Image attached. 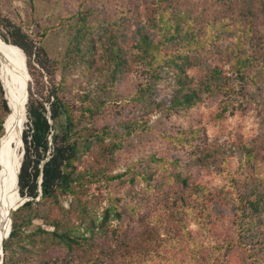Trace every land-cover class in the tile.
<instances>
[{
	"label": "trees",
	"instance_id": "1",
	"mask_svg": "<svg viewBox=\"0 0 264 264\" xmlns=\"http://www.w3.org/2000/svg\"><path fill=\"white\" fill-rule=\"evenodd\" d=\"M179 1L144 0L141 5L151 7V15L133 21L128 38L132 50L128 56L124 54L123 44L127 27L123 24L119 29L116 22L104 24L96 38L90 32L93 25L86 20L85 13L74 35L73 47L78 54L87 52L89 57L102 61L103 66L113 63V74L145 65L148 79L166 78L170 98L163 107L169 111L188 110L204 94H220L225 89L243 90L258 77V68L264 73V60L261 54H257L255 38L258 35L261 39L264 34L258 14V11L264 13V1L213 0L216 3L213 7L211 1L189 0L190 4L196 5L195 9L182 8ZM229 7L233 14L226 15ZM235 10L236 15L232 16ZM204 12L208 18L203 23ZM0 24L6 27L10 37L8 39L1 33L3 39L19 46L28 58L31 57L33 40L1 13ZM114 27L118 29L116 34ZM223 31L233 34V42L225 48L227 51L231 49L227 68L208 65L201 52L192 55L195 48L216 47L212 37ZM121 35L123 38L119 39ZM99 42L104 48L99 49ZM169 43H175L177 48L167 50L165 46ZM35 53L41 67L47 69L49 58L43 47L37 46ZM37 75L42 77L39 70ZM38 82L42 88L38 95L35 96L28 85L27 102L26 97L24 100L27 128L22 131L24 154L18 185L20 195L27 196L28 200L10 211L11 229L3 240L1 264H9L12 259L16 239L17 264H185L186 260L175 259L166 254L168 251L162 252V246H172L179 237L176 229L175 233L169 232L166 239H161L160 222L149 227L141 212L142 202L156 189L162 190L164 183L170 184V177H173V186L170 185L177 194L167 196L168 206L176 208L174 214L184 236L190 235L185 227L186 217L193 220L197 229L208 232H219L227 225L232 228L231 233L224 230L218 240L214 239L207 257H201L197 249L192 264H231L228 255L235 249L244 256L243 264H264V139L235 142L234 146L241 153L236 158L238 166L235 169L231 168L230 156L221 149V144L204 139L194 146L190 157L198 167L196 175L186 164L178 166L173 162L178 170L170 171L166 180H154L152 171L139 170L130 176L125 195L97 192L91 188L93 181L101 175L112 180L120 178L121 174H105L106 166H101L102 161L96 164L82 161L84 151L97 137H85L84 130L78 126L85 111H91V108L85 106L84 112L77 115L58 85L52 83L46 94L43 79ZM145 86L149 84L145 83ZM239 94L241 100H245V94ZM0 95L3 111L0 116L1 136L9 112L1 78ZM232 107L231 99L223 100V110ZM86 125L89 126L87 122ZM108 150L103 152L104 159ZM211 165L223 168L226 180L222 184L201 174ZM137 183L142 184V195L133 189ZM127 195L130 201L128 198L124 200ZM134 217L137 221L132 225L130 221ZM34 218H40L41 223L24 234L25 240L31 244H43L47 250H36V260L21 257L29 247L20 242L24 228ZM170 233H174L173 236Z\"/></svg>",
	"mask_w": 264,
	"mask_h": 264
},
{
	"label": "rangeland",
	"instance_id": "2",
	"mask_svg": "<svg viewBox=\"0 0 264 264\" xmlns=\"http://www.w3.org/2000/svg\"><path fill=\"white\" fill-rule=\"evenodd\" d=\"M207 1H211L213 7L216 6L213 0ZM260 1L264 0H257ZM143 2L144 0H0L1 16L8 18L15 26H19L34 42L31 57L25 55L28 85L35 96L38 95L39 89H42L37 81L43 79L42 84L45 86L43 92L47 94L51 90L52 83L58 85L68 99L72 111L77 115L79 112H84L85 106L91 108V111H85L84 118L78 126L81 131L84 130L85 137L93 138L94 135L97 137L93 140V145L84 151L82 161L94 164L102 161L101 166H106L105 174H121L120 178L112 180H107L101 175V178L91 184V188L97 192L109 191L113 194L125 195L128 192L130 176L139 170L152 171L154 180H166L170 171L178 170L173 162H177L178 166L186 164L196 175L198 167L190 157L194 152V146L204 139L221 144V149L230 156L228 157L231 168L235 169L238 166L236 158L241 155L240 150L234 146L235 142L239 139L248 142L264 139V73L260 72V68L257 69L258 77L250 81L243 90L225 89L220 94L209 96L204 94V97L188 110L169 111L163 107L164 103L168 104L170 98L166 88L168 81L166 78L148 79L145 65L136 70H118L113 74L112 62L109 66H103L102 61L89 57L87 52L83 55L76 53L73 47L74 35L85 13L86 20L91 26L93 25L90 32H93L96 38L104 24L106 26L116 22L119 29L124 24L127 27L123 43L124 54L128 56L132 50L128 38L133 21L144 20L151 15V7L141 5ZM189 2V0H180L179 6L195 9L196 5ZM198 5H201V2ZM231 9L229 7L226 10V15L233 14ZM236 11L232 16L236 15ZM258 14L259 22L264 28V13L258 11ZM205 18H208V15L204 12L201 18L203 23ZM6 30V27L0 24V34L4 33L9 39ZM117 30L113 28L115 34ZM258 37L255 36L257 54H261V59L264 60V34L261 39ZM1 38L3 39L2 36ZM122 38V35L119 36V39ZM209 39L211 37H208ZM212 39L216 47L195 48L192 50V55L201 52L205 54L202 59L208 65L217 64L227 68V58L231 54V49L227 51L225 48L228 43L233 42V34L223 31ZM98 45L99 49L104 48L103 43L99 42ZM37 46H42L48 55L47 69L42 68L36 59ZM165 47L167 50L177 48L175 43H169ZM203 66L204 64L201 68ZM38 70L42 77L37 75ZM47 72L52 74L51 77ZM162 74L164 76V71ZM145 83L149 86H145ZM238 92L245 94V100H241ZM226 98L231 99L234 107L223 110V100ZM2 114L0 101V116ZM25 123L23 130L27 128ZM113 143L115 145L112 147H105ZM105 149H109L106 151V159L103 153ZM222 169L219 165H211L201 174L207 175L217 184H222L226 180ZM120 179L123 181H119ZM169 180L173 186V177ZM170 184L164 183L162 190L156 189L152 192V195L142 202L141 212L149 227L157 221L160 222L158 230L161 239H166V234L175 233L176 229L179 237L173 241L172 246H162V252L168 251L167 255L186 260L185 264H192L197 257V249L201 257H207L214 239L219 235L222 236L224 230L228 234L231 233L232 228L227 225V228L223 226L219 232H208L206 229H197L193 220L190 221L189 217H186L188 221L185 227L190 235L184 236L178 217L174 214L176 208L168 206L167 196L177 194ZM141 187L142 184L137 183L133 189L142 195ZM126 198L130 201L129 195L124 200ZM135 221L137 218L134 217L130 223L134 225ZM40 223V218H34L24 228L20 242L29 248L21 254V257L28 256L36 260L38 256L36 250L47 251L43 248V244L39 245L37 242L31 244L25 240L24 234L32 231ZM174 233H170V236ZM13 250L14 255L9 264H17V239ZM2 255L3 253H0V256ZM243 257L241 252L235 249L228 255V260L231 264H243ZM2 261L3 256L0 264Z\"/></svg>",
	"mask_w": 264,
	"mask_h": 264
},
{
	"label": "bare ground",
	"instance_id": "3",
	"mask_svg": "<svg viewBox=\"0 0 264 264\" xmlns=\"http://www.w3.org/2000/svg\"><path fill=\"white\" fill-rule=\"evenodd\" d=\"M25 53L17 45L0 36V78L9 106L4 123V136L0 139V253L9 229L10 211L20 200L17 172L21 160V137L26 121L24 100L27 86ZM5 117V118H6Z\"/></svg>",
	"mask_w": 264,
	"mask_h": 264
},
{
	"label": "water",
	"instance_id": "4",
	"mask_svg": "<svg viewBox=\"0 0 264 264\" xmlns=\"http://www.w3.org/2000/svg\"><path fill=\"white\" fill-rule=\"evenodd\" d=\"M25 65L27 67V64H26V55H25ZM27 98H28V81H27V86H26V102H27ZM7 106H8V104H7ZM8 108H9V106H8ZM8 116L4 119L3 127H4V123L7 120ZM26 118H27V116H26ZM4 134L5 133L2 134V136L0 137V139L4 136ZM21 147H22V150L20 151L21 160H20L19 168H18V172H17V188H18V191H19L18 174H19V170H20V166H21V162H22V158H23V154H24V147H23L22 137H21ZM19 195H20V193H19ZM26 200H28V197L27 196L20 195V200L18 202H16V203L13 204V206H14L13 209L15 210L17 207H19L20 205H22ZM10 229H11V218H9V229L7 231V235H9ZM1 252L3 253V248L1 250ZM1 259H2V257H0V261H1Z\"/></svg>",
	"mask_w": 264,
	"mask_h": 264
}]
</instances>
